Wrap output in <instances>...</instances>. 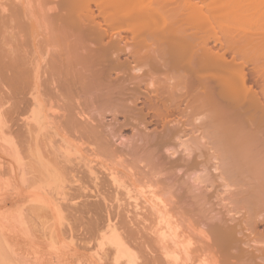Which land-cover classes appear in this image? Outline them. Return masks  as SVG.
Instances as JSON below:
<instances>
[{
	"label": "bare ground",
	"instance_id": "6f19581e",
	"mask_svg": "<svg viewBox=\"0 0 264 264\" xmlns=\"http://www.w3.org/2000/svg\"><path fill=\"white\" fill-rule=\"evenodd\" d=\"M38 1L37 3L40 4V0ZM53 1L55 0H52V2ZM18 2H20L22 8L21 11L23 16L19 14L23 17L22 20L26 19L32 26H35L40 33L38 32L36 36L33 35V48L31 47L33 50L31 49V51H28L23 48L25 51L23 49V52L19 51L21 55L23 53L22 61L20 59L21 55L19 58L16 57L17 55L15 57L12 56L14 59L11 61V67H9V64L6 67H2H4V70L5 68H7V70L11 68V70H9L12 71V82L19 87L24 86L28 89L27 93L31 97L28 104H30L31 108L27 106V110L31 111V115L27 114L31 116L32 121H34L32 123H36L35 127H37L38 135L42 136L43 132L49 133L48 131L50 128L51 131H55V134L60 136L61 143L63 142L66 144V146L64 145L65 148L63 147V149L60 150L63 153V159L66 158L65 161L67 159L70 160L71 156L82 154L83 152L81 149H84L83 151L87 154L89 153V156L97 160L98 163H100L99 166L104 168L107 172V177H109L113 183L112 185H115L119 190L123 189L126 194L129 195L130 199L134 200L136 210H139V198L132 197L134 196L133 194L131 196L132 189L130 188H133L131 187L132 185L135 187H140L139 185H141L139 197L144 200L145 206L148 205L154 216L151 222L152 225H149L150 227L148 228H150L151 235L155 237L156 245L159 246L158 249L166 264H220L222 262L220 259L225 255L227 258H229L228 255L234 258L238 255V259L241 258L240 261L242 260L240 262L237 259L240 264H264V246L262 243L259 244L263 247H256L258 244H255L256 241L253 237L243 242L240 236L245 229L246 231L247 229L250 230L252 235L260 226L264 227V0H59L57 3L53 2L54 4L49 1L52 4L48 2L50 5L45 4L47 7H45V5H43V7L42 2L41 5L36 3L35 8H38V10L33 9L34 6L32 5V7L30 6V4H33L30 3L31 1L26 3V1L23 2L22 0H18ZM57 4H59V6ZM0 8V12L1 10L3 13L8 11L7 7L3 4L0 5ZM34 10H36L37 13H34ZM109 11L113 13L109 14ZM95 13H97V16H95ZM9 15H6V17H9ZM14 16L11 12L9 19L8 17L7 19L13 22L15 20H13ZM4 17L5 16H3V19ZM98 18L102 20V23L98 22ZM16 20H18V18ZM29 23L20 25L26 30L24 27L28 28V25L30 26ZM126 24H129L127 27L125 26L127 29L132 25L131 28H129L131 32L126 33L127 31H122L123 34L119 30L124 27H119ZM57 25L58 27H56L55 30V26ZM103 25L105 26V30ZM132 27L135 29H132ZM136 29L141 30L139 32V30ZM21 30L16 35H13H18L16 37L17 39H19L20 36L22 40L23 38L25 39L27 35H23ZM61 33H63V39L65 37L67 38H65V42H63L64 40L60 37ZM67 33H70V37L67 36ZM75 33H77V35ZM72 35L74 39H72ZM38 37L42 38L39 42L37 41ZM109 37L111 40L107 43ZM11 38H14V36ZM60 38L62 42L59 40ZM24 39L22 41L23 43H25ZM123 39H128V41L133 42L131 44L132 47L128 48L129 44L123 46ZM18 43L21 44V42ZM91 44H93L92 47ZM123 56L125 59L124 62H121ZM15 58H18V60L16 61ZM0 59L3 60L1 57ZM4 59L7 60V58ZM18 61H21L19 62L20 65L16 63ZM63 65L67 67L73 66L75 69L78 68L76 72H80L79 78L76 73H72L75 69L68 68L72 70L71 75L77 77H74V79L69 75L68 69L65 67L63 68ZM61 66L63 72L66 69L67 73H64L66 75L69 73L68 75L71 79L68 78V75H65L68 79L64 80V77L61 81V76L64 74L60 72ZM79 67L84 69L83 72L80 68L82 73H84L83 75ZM112 72L117 74L116 76L114 75L115 77L120 78L119 76L121 75L123 77L114 79V76H111ZM118 73L120 75H118ZM110 76L114 79L113 81L116 80L118 83L120 81V87L118 83L115 84L116 81L114 82L115 85L111 83L113 81ZM163 76L167 78H165V81L167 80L166 82H168L166 85H163L165 82L163 83V81L158 79V77L162 79ZM59 77L61 79H59ZM156 77L159 83H157ZM77 79L79 83L76 82ZM79 79H81V81H79ZM105 81H110L109 83L113 84L114 87L118 85L119 89L118 87H115V89L113 86L109 85L111 88L103 90ZM126 83L129 84L130 87L131 85L134 87L132 86L133 88L131 87V89H129L130 87L125 88L129 85L122 87V85H126ZM155 83L160 85L156 86ZM143 85V88H153L152 90L148 89L149 91L154 90L151 92L153 93L151 94L153 97H149V95V98L146 99V109L148 108L151 112H154V117L155 115L158 117H156L157 121L162 120L161 122H163L164 118H166L165 120L167 121L164 120L166 123L163 122L162 128H164V130L161 129L162 133L159 132V135L157 134V136H154L156 134L155 132L153 135L154 138H149L151 132L149 136L146 132V134L143 132V134L146 135H144L146 139L144 136L142 138L143 134H141V138L143 139L142 142L146 141L147 144L145 143V146L148 145L147 149L151 148L157 152L153 150V152L150 153L152 156L148 155L150 158L145 155L142 156L140 162L137 160L138 158H136L139 164H143L145 161L143 169L148 170V173H144V171L142 172L138 168L140 174L143 173L144 175L141 174L143 179L136 180V176L139 172L135 169L137 173L132 166L135 160L132 161L131 159L128 162V160L125 159L126 154H124L119 147L115 146V142L113 143L111 138L113 136L108 137L107 135L111 134L105 133L106 129L105 131L104 129L102 130L99 125L92 126V124H98L92 116L94 114L97 116L99 113L98 116H102L101 118L103 119L100 118L102 121L104 120L103 115L106 116L109 113L108 109L111 108L110 110H112L114 107L113 109L116 110H112L110 113L114 114L116 112L115 115L118 116L117 111H123L125 113L124 116L128 117L127 122L129 120V123H131L132 121L130 118L133 116L138 118L143 115L141 112L144 109H142V111L140 109L139 111L138 107V103L142 100L140 101L139 98L137 99V97L141 96L138 94L143 93ZM153 86H155V89ZM46 89L48 90L46 91ZM102 90L103 93H101ZM91 91H94L93 94L95 93L96 96H98L97 93L100 91L98 94L102 95L101 99L103 98V102L100 99L97 100H100L101 104L95 100L98 97L95 98V95L93 96L95 99L92 97L93 94L91 95ZM54 92H56L55 94L57 95L53 94ZM149 93L150 92L147 91V94ZM93 99L96 103H99L98 107L96 104L97 109L95 106H92L95 104V102H91ZM84 101H88V103ZM89 103H92L90 105L92 106L91 109H89L90 106L88 107ZM142 103L144 104V102ZM82 104L89 110V113ZM98 108H100V110L104 108L103 111H105V114L102 110V113L98 112L100 111ZM93 111L94 113H92ZM48 112H51L53 117H51ZM138 113L141 115H138ZM123 114H121V116ZM173 117L175 118L173 119ZM25 119L28 121V124H31V119L30 121L27 117ZM168 119L171 120L169 121ZM88 121L91 122V125ZM160 121H158V123ZM188 122H192V126L193 124L195 125V122H200V124L196 123L197 127H195L197 129L195 131L199 132L201 136L198 138L199 136L196 137L194 133L193 135H195V137L193 136L191 140L188 138L189 140L187 139L180 143V137L185 135L180 132V130H182L180 127L189 124ZM49 125L54 127H49ZM99 129H101V131ZM143 129H145V127ZM68 131L73 133L71 134L72 136H77V138L74 136L77 140L73 141L76 144L72 143ZM103 131L106 135H104ZM180 133H182V135ZM50 138L45 137L46 143L44 146L47 147V149L51 143L49 140ZM177 139H179L178 142ZM188 141H190L191 144ZM204 143L205 147L207 145L209 146H207L209 150L207 147H203ZM32 144L35 145L33 142ZM40 144H36L31 151L32 158L34 159L33 164L35 163V168L39 167L45 172L44 174L46 175L44 176L42 175L43 173H40L41 169L37 168L41 176L45 177L43 180L41 179L43 182L40 180L39 183L40 190L43 191L41 194L50 198V193L48 194L49 191H46L48 187L52 188L51 193L56 192V195L58 190L61 189V191H63L65 189V187L62 188V183L65 179L60 175L66 173V169H62L60 162L58 165L56 161V166L58 165L61 170L64 171L62 173L61 170L55 168V171H59V174L56 173L51 166L52 161L50 158L52 157L50 156L49 158L48 155L46 156V153L43 151L45 147L42 144V148ZM201 144L203 146H201ZM172 145L180 149L183 147L185 153L186 151L188 152L189 155L186 156L189 159L186 158V156H181L180 154L183 153L180 152L179 154L176 148H172ZM201 148H203L202 150L207 149L208 152L211 151V153L212 150L214 151L212 154L213 157H211V153H208V156L210 155L211 158L215 157L218 161V167L215 168V171L217 172L219 170L221 176H218L224 180V188H228V191L226 188L225 190L227 191L226 193L229 192V198L226 197L228 201L230 200L229 203L234 204L233 206L235 208L237 206L239 207L237 210L234 208L235 211L239 212H236L237 215L239 214L240 216L241 214L239 220L237 218H232L230 224L229 221L223 222L220 219L216 220L217 218L214 220L213 217L212 220L214 221L208 222L207 225L209 228L208 231L210 232L209 234L212 235L211 237L203 227L199 228L194 223L195 226L192 225L189 219L185 220V217L182 215L183 213L179 211L180 209H176V207L178 208L177 205L176 207L173 206V204L175 205V201L173 202V200H176V197L174 193V196L172 194V185L169 187L163 183L165 185L164 187L171 190L165 191L162 182H160L162 180H160V178L157 179L158 174L151 163V158L157 155L156 153H159L158 151L166 149L165 154L166 152L167 156L169 154L168 159L172 165H174L173 168H176V166L181 167L179 165L185 164L191 167L190 170L192 171V168L199 167L200 164L195 166L196 163H193L195 162L194 160H196L195 158L199 155H194L198 152H196V150L200 149L199 152L203 155L202 157L206 156V154L204 156L202 153ZM73 149L75 152L72 151ZM151 149L149 151H151ZM14 152L18 153L17 151ZM152 153H154V155ZM176 154H179V156H176ZM192 154L196 157L190 158L193 157L191 156ZM163 156L164 154L162 158L165 157ZM173 156L176 157L174 158ZM145 157H148L147 159H149L150 164L147 163L148 161ZM202 157H200V160ZM18 158L20 157L18 156ZM46 158H49L51 163H49ZM110 160L115 161L110 163ZM207 165L208 169L209 164ZM212 166L214 167V165ZM64 167L66 168V166ZM189 167L187 168L188 171ZM201 169H203V167ZM92 170L91 168V173L97 175L94 170ZM67 172L69 173V171ZM205 173H207L206 169L204 174ZM204 174L202 173V175ZM64 175L66 176V174ZM192 175H195V182H199L200 184L208 182V174L205 176L207 178L198 175L197 171L193 172ZM71 177L74 181H81L79 180L80 178L76 179L73 175ZM94 178L95 180H99L98 176H94ZM145 178L152 181H146ZM153 179L157 180L154 181ZM84 185L80 189L86 191V185ZM183 185L187 187L185 181ZM188 188L191 189L190 184L187 189ZM66 194H64V197ZM100 194L101 193H99V195ZM99 195L98 197H100ZM166 195H169V198L166 197ZM198 195L199 194L193 195V199L194 196H197V198H195L197 201L196 204L203 198V194L201 199ZM205 195L206 194H204V197H206ZM51 198L53 199L54 197L51 196ZM64 200L66 199L64 198ZM44 201L41 202L43 203ZM193 201L195 202V200ZM205 201L206 199L203 201L206 204ZM47 203L48 202H46V204ZM198 205L202 207L201 204ZM42 206L39 207V209L42 208ZM181 207L183 208V206ZM203 207L200 209L202 210ZM140 210H143V208ZM49 213L50 212H48V214ZM38 215L40 216V211ZM209 215L210 213L206 217L209 218ZM42 216L43 213L40 220L43 219ZM187 220L188 222H186ZM236 220L241 223L238 221L236 222ZM15 221L17 222V220ZM106 222L108 223L105 225L102 224L103 226L101 227L99 226L100 228L97 232L100 233L102 237L101 239L99 238V240L103 241L104 239H108L109 245L106 244L105 247L107 248V246H109L110 249H114V251H112L115 252V263L119 264L118 257L123 255V257H128L126 264H138L136 262L138 259L135 257L136 253L133 251L132 253L127 245L129 241L126 239L128 238L122 240L120 238L122 236L117 234L118 231H121L120 235H122L123 229L121 227V230L118 229L119 226L112 223L113 221H110V219ZM243 222L246 224L243 225ZM183 223H188L186 225L187 228L183 226ZM237 223H240V226L245 229L243 228L244 230H240ZM189 229L202 237V239H200L201 237L199 238V235H197V237L203 241L202 248H193V246L196 245L197 239H192L190 233L187 232ZM100 234H98V236ZM97 240L98 239H96V241ZM124 240H126V242ZM262 240L264 243L263 238ZM100 242L101 241H99V243ZM105 242H107V240ZM105 242L103 241L102 243ZM211 243H213V245ZM251 243H254L255 246L251 245ZM214 245H218L219 249L214 250ZM103 248L104 247H99L98 249ZM218 254H220V256ZM231 256L230 258H233ZM3 260L6 262L8 261L5 258Z\"/></svg>",
	"mask_w": 264,
	"mask_h": 264
},
{
	"label": "rangeland",
	"instance_id": "374dc122",
	"mask_svg": "<svg viewBox=\"0 0 264 264\" xmlns=\"http://www.w3.org/2000/svg\"><path fill=\"white\" fill-rule=\"evenodd\" d=\"M16 1L15 0H0V5L3 4L8 9V11L6 13L5 12L3 13L2 10L0 12V17L2 16L0 18V48H1L0 49V51H1L0 57L4 60L3 61L0 59V61H1L0 63H2V64H0V66H1L0 68L3 69V70L0 69V71H1L0 72V74H1L0 75V85H1L0 86V96H1L0 97V114H1L0 115V250H1V252H0V264H4V263L5 264H114L115 263V258H114L115 252H113L114 249H112V248L110 249L109 246H107V248H106L105 247L106 244L109 243L108 239H104L103 241L105 242L107 240V242L102 243L103 241L99 240V238L100 239L102 238L101 234L97 232V230L99 231V228L101 226L108 223L106 221H108L109 219H110V221H113L112 223H114L115 225L117 224V226H119L118 229H120V227L123 229L122 235H120L121 231H118L117 234H119V236H122V237H120L122 240L128 238L126 240L129 241L130 244L128 242L127 245L130 248L131 252L133 251L134 253H136L135 257L138 259L136 261L138 264H166V262L164 261L163 257L161 256V253L158 249L159 246L156 245L155 237H153V235H151V232L149 230L150 228H148V227H150L149 225H152L151 222L153 221L154 216L152 214L153 212L150 211V208L148 207V205L145 206L144 200H142L141 197H139L140 196L139 191L141 189L140 188L141 185H139L140 187L136 186L137 188L134 185H132L131 187H133V188H130V189H132L131 196L133 194L134 196H132V197H138L139 198V201H138L139 210L138 209L136 210L134 200L130 199L129 195H127L123 189L119 190L115 185H112L113 183L111 182L109 177H107V172L104 170V168H101V166H99L100 163H98L97 160L90 157L89 153L87 154L85 151H83L84 149H81L84 154L83 153L82 154L80 153L78 155L76 154V156H73V157L71 156V158H70L71 161L69 159H67L68 161L67 160L65 161L66 158L63 159L64 158L62 156L63 153L60 150L63 149L64 145L66 146V144L63 142L61 143L60 136L55 134V131L53 132V130L51 131V128L50 129L47 128V129H49V131H48L49 133L43 132L42 136L38 135L37 127H35L36 123H32L34 121H32L31 116L28 115V114L31 115V111L27 110V106L30 107V104H28V103L31 100V97L27 93L28 89L25 88L24 86L19 87L14 82H12L13 79H12V73H11L12 71H10L11 68H9L10 70L8 69L9 71L7 70V68H5V70H4V67H6L8 64H9V67H11V61L14 59V58H12V56L15 57L17 55L16 57H18V58L20 57L21 52H23V50H24L23 48H25V50L31 51V49L33 48V42H32L33 37H34L33 35L36 36L38 32L40 33V31L35 26H32L26 19H25L26 22H25V20H22L23 19V17H21V16H23L22 11H21L22 8L20 5V2H18V0H16ZM22 1L23 2L26 1V3L31 1L30 3H33V4H30V6L32 5V6H34L33 9L38 10V8H35L38 0H34V2H33V0H22ZM49 1L52 2V0H49ZM49 1L48 0H42V1L40 0V4L39 3H37V4L41 5L43 3L42 6L45 4L50 5L53 2L57 3L59 0L58 1L55 0L52 3H50ZM46 5H45V7H47ZM57 5L59 6V4H57ZM48 7H50V6H48ZM36 10H34V13H37ZM110 11H112V10H110ZM110 11H109V14L113 13ZM11 12L13 13V16L17 15V16H14V18H13V20L14 19L16 20L18 18V20H16L17 22L15 20L13 22L8 20L10 15H11ZM14 13H16V14H14ZM6 15H9V17L7 16L8 19H7ZM111 15H113V14H111ZM3 16H5L4 19H3ZM95 16H97V13H95ZM20 19H21V21H20ZM23 21L25 23H29L31 27L27 24L28 28L24 27L26 29V30H24L21 27L22 24L25 25V23ZM98 22L102 23V20L98 18ZM59 24H60V22H59ZM58 25L55 26V30H56V27H58ZM128 25L126 24L122 27H119V28L124 27L123 29H120L119 31H121V32L127 31L126 33L131 32V29H129V28H131L132 25H130V27L128 29L125 28V26L127 27ZM18 28L20 30L22 29L21 33H23V35H27L25 37V39L23 38L25 40V43L22 42L23 39L21 40L20 36H19V39L16 38L18 35L15 36L17 33L20 32V30ZM103 28L105 30L104 25H103ZM132 29H135V28L132 27ZM136 30H139V32H140L141 29H136ZM136 32L139 33L138 31H136ZM70 33H67V36H69ZM13 34H15V35H13ZM75 34L77 35V33H75ZM76 35H74V36H76ZM10 36L11 37L14 36V38H11ZM60 37L61 38L64 37L63 33H61ZM69 37H68V40L70 39ZM72 37H73V35H72ZM61 38L59 40H61ZM65 38L64 39L62 38V40H64L63 42L66 41L67 38L66 39ZM37 39H38L37 40L38 42H39V40H42L41 37H38ZM72 39H74V37ZM13 40H15V41H13ZM62 40H61V42H62ZM110 40H111V38L109 37V39H107V43ZM71 41H73V40H71ZM18 42H21V44ZM130 42L131 41H128V39L127 40L123 39L122 44H123V46H126L125 44H129L128 48H130V47H132L131 44L133 43V42H131V43ZM21 45L22 46L24 45V46L22 47ZM92 45L93 44H91V47H92ZM14 49H15V51H14ZM19 51H21V52L19 53ZM18 54H19V56H18ZM22 57H23V53L20 57L21 61H22ZM4 58H7V60H5ZM18 58L17 59L15 58L16 61L18 60ZM124 59H125V57L123 56L121 58V62H124ZM21 61H18L16 63L19 64V62H21ZM2 66H4V67H2ZM64 67L66 69H68L70 66L67 67L66 65L65 66L63 65V68ZM63 68L61 66V69H60L61 74L66 72V69L63 72ZM70 68H73V70L75 69L73 66ZM80 68L81 67H79V70H80ZM77 70H78V68L75 69L72 73H74V74L76 73V75L78 77L80 72L78 71L79 73H77L76 72ZM81 70L84 72L83 68H81ZM67 71L70 73V74L69 73L68 74L71 75L72 70L68 69ZM82 71H81V73H82ZM83 74L84 73H82V75ZM2 75H3V77H2ZM63 75L62 76L60 75L62 79L59 77V79H61V81L63 80V78L65 77L66 74L64 73ZM69 75H68V78H70V79H71V77L72 78L75 77V75L74 76L71 75V77H69ZM112 75L116 76L117 74L115 72H112L111 76ZM118 75H120V74L118 73ZM111 76H110V78H112ZM115 76H114V79L115 78L120 79L121 77H123L122 75L119 76L120 78L115 77ZM77 77H75V78H77ZM159 77H158L159 80L163 81V83L165 82L163 85H166L168 83V82H166L167 80L165 81L166 77L164 78V76H163L164 79L163 78L161 79ZM68 78L65 77L64 80L68 79ZM110 78H109V80H110ZM114 79L112 78L111 80L113 81ZM156 79H157V77H156ZM158 79H157V83H159ZM72 81H73V79H72ZM79 81H81V79H79ZM107 81H108V79H107ZM115 81H113L111 83L114 84ZM76 82H78V79ZM109 82L105 81L106 84L104 83V85H103L104 89L103 90H108V88H111V86H113V84H110ZM107 83H109V84H107ZM116 83H118V81H116L115 84ZM127 83H126V85H124L125 84L124 83L123 84L124 86L122 85V87L129 85ZM157 83H155V85L159 86L160 84L157 85ZM118 84L120 87V84H121L120 81ZM109 85H111V86H109ZM132 86L133 85H131V87ZM115 87L117 88L118 85ZM115 87L113 86V88H115ZM119 87H118V89H119ZM128 87H130V85L125 87V88H128ZM131 87L129 89H131ZM143 87H144V85L142 86V89H143V93H145V94L140 92L142 94H138V95L139 96L141 95V96L137 97V99L139 98L140 101L142 100L141 102L138 103L139 104L138 107H139V111H140V109H141V111H142V109H144L141 112V114H143V115L138 113V115H141L138 118L136 116H133L132 118L129 117L132 121L131 123H129L130 122L129 120L127 122L128 117L124 116L125 113L123 111H117L118 116L115 115L116 112L114 114L110 113V112H112V110H116V109H113L114 107L112 108V110H110L111 108L108 109L109 113L108 114L106 113L107 114L106 116L103 115L104 120H102V121H103L104 125L101 121V119H103V118H101L102 116L101 117L98 116L99 113L98 114L96 113L97 116L95 114L92 116L93 119H95V122L98 123V124H92V126L99 125L102 130L104 129V131H105V129H106L105 133L111 134V135H107L108 137L113 136V137H111L113 140L112 142L113 143L115 142L114 143L115 146L119 147L122 150V152L124 154H126L125 159H127L128 162L131 159H132V161H134V160L136 161V158H138L137 160L140 162V160H141L140 158H142V156L151 155L150 153L153 152L154 149L153 150L151 148L147 149L148 145L145 146L147 144L145 141V139H146L145 134L147 133V135L149 136L150 132H151L152 137L150 135L149 138L152 139V138H154V136H157V134L159 135V132H161V129L164 130V128H162V127H163V122L166 118H164V119L161 118V119H163V122H161L162 120L161 121L158 120V121H160L158 123V121H157L158 117L156 115L154 117V112H151L148 108L146 109L147 106H145L147 104V103H145V102H147L146 99H148L149 97H153V95H151L153 93H151V92H153L154 90L149 91L148 89H150V88L145 87L146 88L145 89ZM153 87L155 89V86H153ZM51 89H52V87H51ZM144 89H145V91H144ZM152 89H150V90H152ZM47 90L48 89H46V91ZM103 90L101 91V93H103ZM18 91H19V93H18ZM147 91L150 93L147 94ZM93 92L94 91H91V95L93 94ZM55 93L56 92H54L53 94H55ZM98 93H100V91H98ZM98 93H97L98 96H96L94 93L92 95V97L94 95H95L94 96L95 98L98 97L96 99L94 97L93 98L101 104V101L103 102V98L101 99L102 95L101 94L99 95ZM104 93H105V91H104ZM4 95H6V96H4ZM55 95H57V94H55ZM6 98H7V100H6ZM94 99L91 102H95ZM97 99H100L101 101L97 100ZM84 102L88 103V101H84ZM142 102H144V104ZM99 103L95 102V104L93 103L94 105H92V106L96 107V104H97V107H98ZM91 104L89 103L88 107ZM92 106H90L89 109H91ZM97 107H96V109H97ZM138 107H137V109H138ZM30 108H28V109H30ZM96 109H94V110H96ZM103 109L101 108L102 111H103ZM85 110L88 111V113H89V110L86 109V107H85ZM98 110H100V108H98ZM101 110L98 112H101ZM103 112L105 114V111H103ZM119 112H121V113H119ZM92 113H94V111ZM92 113H91V115H92ZM48 114L51 117H53L51 112L50 113L48 112ZM121 114H123V115L121 116ZM26 117H27V119L29 118L28 119L29 121L31 119V124L30 123L28 124V121L25 119ZM113 117H114V119H113ZM170 118H172V117H170ZM174 118L175 117H173V119ZM168 120L170 121L171 119H168ZM165 121H167V120H165ZM191 121H192V119H191ZM126 122H127V124H126ZM164 123H166V122H164ZM188 123L189 124H186L187 126L184 125V126L180 127V128H182V130H180V132L185 134V135H182V133H180L182 135V136L180 135L181 137L179 136L181 138L180 143H181V141H183V142H184V140L186 141L188 138L191 140L193 138V136L195 137V135H196V137L199 136L198 138H200V136H201V135H199L200 134L199 132L195 131L197 129L196 128L197 124H200V122L199 123L195 122V125L193 124V126L191 125L192 122L191 123L188 122ZM27 124L29 127L27 126ZM89 124L91 125V122H89ZM101 125H103V126H101ZM190 126H192V127L189 128ZM49 127L53 128L54 126L49 125ZM144 127H145V129H143ZM193 127H194V129H193ZM101 129H99V130L101 131ZM104 131H103V133H104ZM143 132L144 133L146 132V133L143 134ZM155 132H156V134H155ZM2 133H3V135H2ZM105 133H104V135H106ZM194 133H195V135H193ZM197 133H198V135H197ZM71 134H73V133L68 131V135H70V138L72 139V143H74L73 141L77 140L76 139L77 136L74 135L76 137V138H74V136H72ZM141 134H143L142 138L145 135L144 136L145 142H142L143 139L141 138ZM114 135H115V138H114ZM45 137L46 138L51 137L49 139L51 143L49 144L47 142L49 144L48 149H47V147L44 146V144L46 143ZM179 139H177V142L179 141ZM7 141H8V143H7ZM193 141H194V139H193ZM32 142L35 143V145L36 144L39 145L41 143L40 146L43 144V146L45 148H43L42 146L41 147L43 148L44 153H46V156L48 155L49 158H50V156L52 157L50 159L52 161L51 166L53 167L54 171H55V168L56 169L58 168V170H61V168L62 169L64 168V170L66 169L65 170L66 173H64V174H66V176L64 174H62L64 172L63 170H61L62 173L60 172L62 174L60 176L62 178L64 177L63 179H65L64 182L62 183V188L65 187L64 190L62 189L63 191H61V189L58 190L57 195H56V192L51 193L52 188L48 187L47 188L48 190L45 188L47 192L49 191L48 194L50 193V198H51V196L54 197L53 199L52 198L50 199L49 197L41 194L43 191L40 190L41 188L39 186V183H40L41 179L43 180V178H45L44 176L46 174H44L45 172L41 168L37 167V168L41 169L40 173H43L42 175H44V176H41V174L38 172L37 168H35L36 167L35 163L33 164L34 159L32 158V152L31 151L33 150L35 145L32 144ZM177 142H176V144H177ZM188 142L190 143V141H188ZM202 142H204V141H202ZM9 143H10L11 147H10ZM142 143L144 144V146ZM5 144L6 145L8 144V145L6 146ZM31 144L33 147L32 146L30 147ZM62 144H63V146H62ZM74 144H76V143H74ZM59 146H60V148H59ZM201 146H203V145L201 144ZM203 147H205V143H204ZM172 148L173 149L176 148L177 151L179 152V154H180V152L183 153V154H180L181 156H186V155L188 156L189 155L187 151L185 153L183 147H181L182 149H180L179 147L172 145ZM150 149H151V151H149ZM202 149L203 148H201L202 153L204 154V156L206 154V156L202 157L203 155H201L199 152L200 149L196 150V152L198 151L197 153H195V154L193 153L196 156H197V154H199L198 156H200L202 158H201V160H200V157H198V156H197V158H195L196 160L199 158L197 160V162L199 161L198 163L196 162V160H194L195 162H193V163H196L195 166L199 163L200 164H199V167L192 168L193 169L192 171L190 170L191 167H189L188 165L186 166L185 164L179 165L181 167L176 166V168L175 167L173 168L174 165H172V163L168 159L169 154H168V156L166 155L167 152L165 154L166 149L165 150L163 149L162 151H158L159 153H156L157 155H154V153H152L154 156H153V158H151L152 159L151 163L154 166L153 168H155L154 170H156V172L158 174L157 179L160 178V180H162L160 182H162V184L164 183V184L168 185L169 187L172 185L171 186L172 191H173L172 194L174 193L175 197H176V200L175 199L173 200V202L175 201V205L173 204V206H175V207H176V205L178 206V208L176 207V209L177 210L180 209L179 211L181 213H183L182 215H183V217H185V220L189 219L192 225L195 224L199 228L203 227L206 230V232L209 234L210 232L208 231L209 228L207 226L208 222L210 223L217 218L216 220L220 219L223 222L229 221V224H230L232 222V218H237L239 220L241 214H240V216H239V214L237 215L236 212H238V211L234 210V208H235L233 206L234 204L229 203L230 200L228 201V199H227V197L229 196V192L226 193L228 191V188L225 187L227 190L226 191L224 186H223L225 182H224V180L221 179V177H220L221 175L219 174V170L217 172L215 171V168L218 167V164H217L218 161L215 159V157L211 158V157H213L212 154L214 153V151L212 150V153H211V151L208 152L209 148H208V150L207 149L202 150ZM14 151H17L18 153L14 152ZM72 151L75 152L74 149ZM154 151L157 152L156 150H154ZM11 152H13V153H11ZM208 153L209 154L211 153L212 156L211 157H210V155L208 156ZM163 154L165 156V157L163 156L164 158H162ZM179 154H176V156L177 155L179 156ZM193 154L191 156H193ZM18 156L20 158H18ZM160 156H161V158H160ZM176 156H173V157L175 158ZM187 156H186V158H188ZM196 156H193L190 158H194ZM75 157L80 158V159H76ZM81 157L84 159H82ZM148 157H145L146 160L148 161V162L147 161L146 162L150 164L149 159H147ZM49 158H46V159L49 161V163H51ZM211 159H213V160H211ZM171 160H173V159H171ZM56 161L58 162V165L60 162V164L62 166L61 168L58 165H57L58 167L56 166V164H57ZM113 161H115V160H112L110 163H112ZM135 161L133 162L134 165H132L134 170L135 169L138 170V168H139V170H141L142 172L144 171V173L145 172L148 173L147 169L146 170L143 169L144 168L143 164H145V161L143 164H139L138 161H136V162ZM22 162H24V163H22ZM130 163H131V161H130ZM201 163H202V166H201ZM207 164H209L208 169H207V167H208ZM212 165H214V167ZM64 166H66V168ZM89 166H91V167H89ZM188 167H189L190 172L187 169ZM202 167H203L204 171H203V169H201ZM91 168L94 170L95 174H97V175H94L93 173H91ZM205 169L207 170V173L204 174ZM58 170H56L55 172L59 174ZM139 170H138L139 173L136 171L138 173V175L140 174ZM67 171H69V173ZM196 171H197L198 175H202V173H203L204 175H202V176H204V177L208 174L207 175L209 178L208 182H203L204 184L203 183L200 184L199 182H195V175H192V174H193V172H196ZM208 171H209V173H208ZM137 173H136V175H137ZM23 174H24V176H23ZM141 174H143V173H141ZM141 174L139 176L138 175L136 176V180L137 179L141 180V178L143 179ZM190 174H191V176H190ZM72 175L76 179L80 178L79 180H81L80 181L81 183L77 182V180L74 181L71 177ZM218 175H220V176H218ZM94 176H98L99 180H95ZM205 178H207V177H205ZM157 179H153V180L155 181ZM149 180L150 179H148V178L146 179V181H149ZM150 181H152V180H150ZM184 181L187 184V187L190 184L191 189H189V188L187 189V187H185L186 185H183ZM64 184H66V185H64ZM84 184L86 185V187H85L86 191H84L83 189H80L81 187H83ZM128 184H130V183H128ZM164 184H163V187L165 186ZM182 185H183V187H182ZM174 186H176V187H174ZM192 187L193 188L195 187V188L193 189ZM161 188H162V186H161ZM164 188H165V191H171L170 189H168L166 187H164ZM195 189H197V190H195ZM191 190H192V193L194 192L193 195L199 194L198 195L199 197H200V194L202 193L203 194L202 199H204V200L206 199V201H205L206 204L203 202L204 200L201 199L202 194L200 197L202 202L199 200L201 203L198 201L199 203L196 204L197 201L195 198H197V196L196 197L194 196V199H193L192 193L190 194ZM65 191L68 195L65 193ZM198 191H200V192H198ZM60 192H61V194H60ZM63 192H64V194H66L65 197H64ZM99 193H101V194L99 195ZM174 194H173V196H174ZM204 194H206L205 195L206 197H204ZM96 195H97V197H96ZM98 195L100 197H98ZM166 197L169 198V195H166ZM64 198L66 200H64ZM44 199H45V201H44ZM193 200H195V202ZM41 201H44V202L42 203ZM46 202H48V203L46 204ZM40 203H42L43 206ZM198 204H201L202 207L204 206L202 210L200 209L202 207H200V205H198ZM41 206H42V208H40L41 209L40 210L39 207H41ZM181 206H183V208ZM140 207H142L143 210H140V209H142ZM238 208L239 207L237 206L235 209L237 210ZM46 209H48L49 211ZM183 209L185 212L183 211ZM39 211H40V216L38 215ZM19 212H21V213H19ZM41 212L43 213L42 218L44 219V221H43V219L40 220V217L42 215ZM48 212H50V213L48 214ZM209 213H210V215L208 218L206 216H208ZM231 215H233V216H231ZM19 218H21V219H19ZM212 218L214 220H212ZM45 219H46V221H45ZM15 220H17V222ZM204 220H205V222H204ZM238 220H236V222ZM186 222H188V220ZM238 222H240V221H238ZM203 223H205V224H203ZM240 223H237V225H238L239 229L242 230L244 227L240 226ZM183 224H184L183 226H185L187 228L186 225L188 223H183ZM199 224H202V225H199ZM244 224H246V223L243 222V225ZM45 225L46 226L48 225V226L46 227ZM187 232L190 233V236L192 237V239H194V238H195V240L197 239V242L195 241L196 245L193 246V248L194 247L195 248H202L203 247L202 246L203 241L200 240V239H202V237L198 233L195 234L190 229ZM95 233H96V235H95ZM130 233H131V235H130ZM256 233L258 234V236ZM98 234H100V235L98 236ZM197 235H199L198 237L199 238L201 237V238L199 239L197 237ZM209 235H210V237L212 236L211 234H209ZM263 235H264V227L260 226L257 229V231L255 233H253L252 235H251L250 230L247 229V231H246V229H245L244 232L240 236L242 237L241 239L243 240V242H246L253 237V239L256 241L255 244L261 245L259 243H262V245L264 246V243L262 240V238L264 239ZM54 236H55V238H54ZM97 236H98V238H97ZM96 239H98V240L96 241ZM126 240H124V241L126 242ZM99 241H101V242L99 243ZM193 242H194V240H193ZM98 244H100L102 246H100ZM211 244L213 245V243H211ZM255 244L251 243V245H253V246H255ZM129 245H131V246H129ZM258 245H256V247H263L262 245L261 246H258ZM99 247L100 248L104 247V248L98 249ZM218 247H219L218 245H214V250H218L219 249ZM247 248H248V246H247ZM250 249H252V248H250ZM102 252H105V253H102ZM108 253H110V254H108ZM107 255H109V256H107ZM218 255L220 256V254H218ZM236 255H235V257H236ZM103 256H106V257H103ZM230 256L231 255H228L229 258H227L226 255L222 256V259H220L222 262L220 264H240L239 261L241 258L238 259L239 258L238 255L236 258H234L233 256H231L233 258H230ZM4 258L7 259L9 261V263H8V261L6 262L5 260H3ZM118 258H119L118 259L119 264H126V261L128 260V257L127 256L123 257V255L121 257H118ZM115 264H117V263H115Z\"/></svg>",
	"mask_w": 264,
	"mask_h": 264
}]
</instances>
